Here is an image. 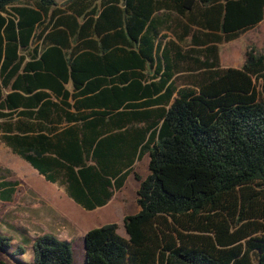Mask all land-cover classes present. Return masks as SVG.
I'll return each mask as SVG.
<instances>
[{"label":"trees","instance_id":"1","mask_svg":"<svg viewBox=\"0 0 264 264\" xmlns=\"http://www.w3.org/2000/svg\"><path fill=\"white\" fill-rule=\"evenodd\" d=\"M263 5L264 0H0L1 139L88 210L105 205L129 174L139 183L138 210L123 218L127 236L114 222L88 229L84 264H264V101L258 96L264 91V54L248 46L238 67H220L214 45L253 27ZM167 9L190 13L197 27L192 44L201 29H207L202 42L213 43L192 49L204 53L201 70L175 97L171 81L166 94L140 101L148 90L135 78L119 87L122 62L116 53L129 43L153 61L154 38L144 34L150 29L145 26L154 12ZM71 40L75 44L66 54ZM34 41L39 46L30 48ZM84 77L91 79L79 90ZM69 79L71 93L62 91L61 82ZM92 87L97 93L82 97ZM47 88L61 94L65 106L93 100L104 109L64 112ZM48 107L56 115L64 112L68 123L51 136L39 122L25 120H48ZM144 155L148 173L142 177L134 163ZM15 184L0 176V200H10ZM12 243L0 231V252ZM30 247L31 264L73 262L70 244L55 234L37 235ZM24 250L19 244L13 255Z\"/></svg>","mask_w":264,"mask_h":264},{"label":"rangeland","instance_id":"2","mask_svg":"<svg viewBox=\"0 0 264 264\" xmlns=\"http://www.w3.org/2000/svg\"><path fill=\"white\" fill-rule=\"evenodd\" d=\"M251 34H254V37L250 40L239 37L236 41L234 40L235 44H231L233 43L231 40L220 43L219 49L226 63L228 62L227 65L239 66L248 46H254L264 54L263 32L254 28ZM258 96L264 101V91H260ZM2 164L10 170V176L11 170L17 173L21 183L22 193L20 194L23 198L11 203L0 202V231L11 236L14 243L7 253L0 252V264H16V259L28 264L33 263L30 246L32 240L43 233H52L66 240L72 250V264H84L85 232L106 223L119 224L122 221L123 212L134 213L137 207L134 196L138 182L133 175L127 177L123 189L117 194L118 199L113 198L104 206L88 210L71 199L63 187L45 180L24 159L15 155L14 159H6ZM16 168L21 171H17ZM136 170L142 177L146 176L147 161L140 160ZM118 232L124 237L127 236L123 224L119 225ZM19 244L25 247L24 253L13 255Z\"/></svg>","mask_w":264,"mask_h":264},{"label":"crops","instance_id":"3","mask_svg":"<svg viewBox=\"0 0 264 264\" xmlns=\"http://www.w3.org/2000/svg\"><path fill=\"white\" fill-rule=\"evenodd\" d=\"M56 1L60 4L64 0H56ZM150 21L151 23H148L145 26V28H150V29L147 33L145 30L144 34H146L148 38H151V40L154 38L152 47H151L153 61L144 59L140 54V48L137 45L129 46V43L123 45V51L121 53H116L117 56H121V62H122V65L120 66L118 71H120V74L123 80L121 84H119V87L127 86L130 83V81L133 78H135V80H137V82H139L140 84L139 85L140 89L145 88L144 90H148L147 91L148 93L144 94L143 97L140 99V101L154 99L155 97L159 95L166 94L168 92V89L170 88L171 81H174L173 87L176 88L174 89L173 94H172L173 95L172 97H175L176 90L178 89V87L182 85H186L191 79L192 73H196L197 71L201 70V68L199 67L201 65V62L205 58L204 53L201 52L197 54V53L192 52V49L193 48L203 49L210 43H213V42L208 43L205 41L202 42L205 36L204 33L207 32V29H203V30L201 29L198 35L196 33V38L199 41H197L195 44H192L193 30L197 27L192 24L191 15L186 10H183L181 13H177L175 10H170V9L158 10L154 12V14L151 16ZM254 28H258L264 34V5H263L262 19L259 22H257L253 27L243 31L236 38L232 39L231 41H233V43L231 44H235V41L239 39V37H242L244 40L246 39L250 40L251 37H254V34H251V32L254 31ZM155 31L157 32V34H155ZM222 42L224 41L214 42V45L216 46V50H217L218 65L220 67H232V66L238 67L235 64L227 65L228 62L226 63V60H224V58L222 57V54L219 49L220 43ZM39 44H40V41H34L32 45L30 46V48H33L36 45L39 46ZM74 44L75 42L73 40L69 41V48L64 49L63 52H66V54H69L70 49L71 47L74 46ZM240 44H236V45H240ZM142 49H145V48L142 47ZM133 52L135 53L137 61L133 60V57H132L134 55ZM124 57L126 58V60L122 59ZM26 58H28V56H26ZM88 77H84L85 82H83L82 86L79 87V90H82L84 88V86L86 85L87 79H91ZM99 77H103V76H101L100 74ZM162 79L165 82H162L161 81ZM61 83L63 84V87H64L62 91L67 90L70 93L73 91V85H72L73 83L70 79L67 82H61ZM57 87H59V85H57ZM45 91L49 93L50 99L56 103L57 108L59 109L63 108L64 112L68 111V112H72L76 114L87 115L91 111H94L97 109L99 110L104 109V108H98L99 106H97L93 100L87 101V104L79 105L78 107H74L72 105L65 106L61 103L62 101L61 94L55 95V93L52 92V90L48 88L45 89ZM97 91H98L97 88L95 89L94 87H92V89L85 92L83 94L84 96L82 97L92 96L96 94ZM68 101L70 103H73L74 100L72 98H68ZM156 106L157 105H150L148 107L155 108ZM47 109H48V112L50 113L48 120L31 119V118H26L25 120L27 123L28 122H39L41 129H42L41 131L51 136L57 131L66 127L68 123L65 121L64 112L62 114L56 115L57 112L54 111L53 107H48ZM3 121H4L3 119H0V123ZM143 123L144 122H141V124ZM2 133H5V132H3L2 129H0V176L4 177V179L6 180L15 182L16 184L14 185L15 190L10 200H6V201L0 200V202L11 203L15 201L16 199L23 198L22 194H20L22 193V191L20 190L21 183L19 182L17 173L15 174V172L11 170L12 175L10 176L9 175L10 170H8L7 167L3 166L2 162L6 159L12 160L14 159L15 155L16 156L18 155L13 153L11 148L1 139ZM142 159L148 162L147 155H144L140 160ZM140 160L134 163V171H137L136 170L137 164ZM16 170L21 171L20 169L18 170L17 168ZM35 171L38 173L36 169ZM38 174L41 175L40 173ZM130 175H133V174H129L128 176ZM41 176L44 178L43 175ZM52 183L57 184V186L59 187H63L59 185L58 182H52ZM124 185L119 190L114 191L110 200L106 204L111 202L113 198L114 199L117 198V194L121 192ZM136 188H138V185ZM2 189L3 187H0V190ZM134 201L136 202V195L134 196ZM136 206H137V203H136ZM137 210H138V206L135 208V212ZM125 213L126 212H123L122 214V221L121 223L118 224V230H119V225L123 224V218L126 215H128Z\"/></svg>","mask_w":264,"mask_h":264}]
</instances>
